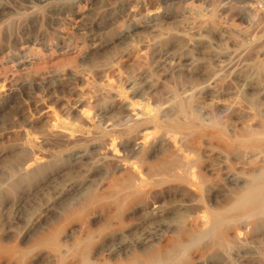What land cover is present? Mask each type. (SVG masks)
<instances>
[{
  "label": "rangeland",
  "instance_id": "1",
  "mask_svg": "<svg viewBox=\"0 0 264 264\" xmlns=\"http://www.w3.org/2000/svg\"><path fill=\"white\" fill-rule=\"evenodd\" d=\"M5 1L0 264H137L136 229L179 208L199 224L223 221L194 248L226 253L213 264H264V210L242 216L252 190L264 199V0ZM130 17L139 27L121 43ZM146 80L156 87L142 99L129 83ZM118 207L125 217L109 224ZM119 226L135 227L134 244L112 259L104 251ZM161 233L164 245L172 233Z\"/></svg>",
  "mask_w": 264,
  "mask_h": 264
},
{
  "label": "bare ground",
  "instance_id": "2",
  "mask_svg": "<svg viewBox=\"0 0 264 264\" xmlns=\"http://www.w3.org/2000/svg\"><path fill=\"white\" fill-rule=\"evenodd\" d=\"M128 1V0H127ZM130 1V0H129ZM125 2V1H124ZM120 3V2H119ZM123 3V2H122ZM127 3V2H126ZM122 4L120 10H125L126 8L128 9L129 6L131 5V1L128 4ZM13 6L14 4L9 2V1H5V0H0V12H5V11H12L13 12ZM128 6V7H127ZM58 7V6H57ZM126 7V8H125ZM131 8V7H130ZM31 10V9H29ZM62 10V7H58L55 8L53 10L54 14L59 13ZM130 12V11H129ZM177 12V11H176ZM115 13V12H114ZM113 14V13H112ZM132 14V13H130ZM160 13H152L149 14L147 16V18L142 22V26L144 29L149 30L152 28H155V26L157 27V23L158 20L160 18ZM114 15V14H113ZM165 15V14H164ZM82 16V15H81ZM131 19V17H130ZM162 20V19H161ZM137 22V21H136ZM135 22V20L131 19V22H129V25L127 28H125L124 31H122L119 34L118 40L119 42H125L130 36L131 33L137 29L139 27V24H137ZM141 23V22H140ZM92 25V24H91ZM126 27V26H125ZM108 28V27H107ZM136 31V30H135ZM32 44H36V41H32ZM96 43V42H95ZM100 44V43H99ZM110 43H108L107 45H109ZM93 45V44H92ZM111 45V44H110ZM109 47V46H108ZM94 48V47H93ZM102 49V48H101ZM107 49V48H106ZM157 51V50H156ZM21 53V52H20ZM169 54V52H167ZM167 53H165V55L160 56V61L165 65L168 64L169 60L171 58H174L175 56H170V55H166ZM210 53V52H209ZM164 54V53H163ZM13 55V54H12ZM179 58V57H178ZM16 60H18L20 64H23V58L22 57H17ZM174 60V59H173ZM172 60V61H173ZM170 61V63L172 62ZM141 80V79H140ZM143 82V81H142ZM130 86H132V88L135 90V94L142 98L145 99L148 95L149 92H151L152 90L155 89L156 87V83L153 80H146L143 83H139L138 81H131L129 83ZM25 86V84L21 85V88H23ZM127 115V114H126ZM74 147H71V149ZM78 148V147H77ZM70 149V150H71ZM75 150V149H74ZM74 157L76 158H84L86 160L90 159L88 157L85 156V154H83V151L81 150H76L75 152L72 153ZM89 155V154H88ZM95 159V158H94ZM106 158H101L95 161L97 162V170H101L104 162ZM85 162V160H84ZM94 164V163H93ZM96 164V163H95ZM93 166V167H94ZM230 178V177H229ZM231 179V178H230ZM233 180V179H232ZM230 181V180H229ZM54 182V181H53ZM55 183V182H54ZM169 183L168 182H164L162 183ZM161 185V184H159ZM173 185V184H172ZM177 185V184H176ZM175 185V186H176ZM158 185H153L148 187L147 189V194L146 197L147 199L141 203H139V205L136 207V209H142L145 208L149 203H151V199L154 197V194L156 195V188ZM74 187V185L72 183H70L69 185L66 186L65 191H68L70 189H72ZM160 187V186H159ZM165 187V186H164ZM182 187V186H180ZM179 187V192L181 190V188ZM163 188V187H162ZM178 189V188H177ZM63 190V189H62ZM73 190V189H72ZM183 192L186 191L189 195L193 194L190 190L183 188L182 189ZM256 190V189H255ZM64 191V190H63ZM133 191V190H132ZM131 194L127 197V198H131L132 196L135 195V193ZM163 191V190H162ZM165 191V190H164ZM168 191V190H167ZM178 191V190H177ZM257 191V190H256ZM69 192V191H68ZM161 192V191H160ZM255 191H251L249 194V205H247V207L243 210V217H254L256 216L258 213H260L261 211L263 212L264 210V199L260 198V197H256L255 198ZM65 195V194H64ZM264 196V195H263ZM181 198V197H180ZM242 199V198H241ZM239 200L238 205H240L242 202H244L242 200ZM158 200V199H157ZM190 203V202H189ZM188 203V205H189ZM157 205V204H156ZM180 205V204H179ZM184 205V204H183ZM187 205V204H186ZM185 205V206H186ZM193 205V204H192ZM151 206V205H150ZM191 206V204H190ZM189 206V207H190ZM49 207V206H48ZM149 207V206H148ZM154 207V206H153ZM157 207V206H156ZM159 207V206H158ZM173 207V206H172ZM180 207V206H179ZM152 208V207H151ZM155 208V207H154ZM161 208V207H160ZM166 208V207H165ZM164 208V209H165ZM177 208V207H176ZM175 208V209H176ZM182 208V206H181ZM186 208V207H185ZM232 208V207H231ZM148 209V208H146ZM159 209V208H158ZM153 210H156L153 209ZM153 210H150L151 212ZM160 210V209H159ZM189 210V209H188ZM187 211H184L182 209H176L173 210L172 214V218L170 219V221H166L165 220H159V218L156 220L159 224V228H154L152 227L153 224L155 223H151L148 224L144 223V225L140 226L139 229H136L138 231L139 237L136 240V244L135 245H139V249L137 251V264H178L179 263V258H185L187 256H191L192 260H193V264H213L212 263V258L215 255H219V258L221 259L222 255L225 253L223 252L222 255H220L218 252H214L216 254L211 255V248H207L206 246H204V248L202 249H197L194 250L195 246L198 245L200 243L203 242V240H205L206 238L209 237H214L215 235L218 234V232L220 231V226L222 225L223 221L219 220V219H215V221L210 222V220H208L206 223L203 224H199L197 217L190 215ZM158 211V210H157ZM157 211H155L157 213ZM172 211V210H171ZM229 211V210H228ZM232 211V209H231ZM229 211V212H231ZM121 207H118L117 211L114 213V216L109 218V224L112 223V221H114L116 218L120 217L122 218V216H124L125 214H121ZM145 212V211H144ZM163 212V211H162ZM225 212V211H224ZM228 212V213H229ZM140 213V212H139ZM161 213V212H160ZM158 212L157 215H162ZM192 213V210H191ZM226 213V212H225ZM137 214V213H136ZM154 214V213H153ZM219 214V213H218ZM223 214V213H222ZM101 215V214H99ZM98 216V214H97ZM96 216V217H97ZM158 216V217H160ZM171 216V215H170ZM213 216H215L213 214ZM94 217V216H93ZM125 217V216H124ZM135 217V216H134ZM35 218V217H34ZM163 218V217H162ZM210 218V217H209ZM223 218V217H222ZM97 219V218H96ZM213 220V218H212ZM227 220V219H226ZM96 221V220H95ZM124 221V220H123ZM152 221V220H151ZM184 222H189V228L187 227L185 230L182 227V224ZM228 222V221H227ZM31 223V222H30ZM37 223V222H36ZM131 223V222H130ZM34 224V223H33ZM107 224V228L109 227ZM126 224V223H125ZM128 224V223H127ZM140 224V223H139ZM138 224V225H139ZM135 225V224H134ZM133 225V226H134ZM141 225V224H140ZM133 226H119L118 229H115V231L107 237V239H110V243H112L113 245H111V247H108L104 253L109 256L112 259L116 254H121L122 252H129V250L131 249V245L134 244L133 243H129L128 239H126V234L128 233L129 230L134 229L132 228ZM155 227H157L155 225ZM30 228V227H29ZM28 228V229H29ZM164 228V229H163ZM32 229V228H31ZM164 230L172 233V237L165 241L166 243L164 245H160L161 242H163V240L165 239V236L163 235ZM25 232V231H24ZM135 232V231H133ZM30 233V231H29ZM169 233V234H170ZM25 234V233H24ZM166 235V234H165ZM168 235V234H167ZM27 236V235H26ZM28 238V237H27ZM220 238V237H219ZM26 239V238H25ZM106 239V238H105ZM221 239V238H220ZM27 240V239H26ZM218 241V240H217ZM211 242V240H210ZM209 242L208 245H211ZM205 243V241H204ZM203 245H206L204 244ZM214 244V243H213ZM202 246V245H201ZM216 246V245H215ZM217 246H220V243H217ZM106 247V246H105ZM206 247V248H205ZM102 249V248H101ZM194 250V251H193ZM218 250V249H216ZM213 251V249H212ZM220 251V250H219ZM104 254V256H105ZM133 253H131L132 255ZM226 254V253H225ZM53 257V255H51ZM226 256V255H225ZM236 257L239 259H243L244 257L241 256V252H238L236 254ZM236 258V259H237ZM215 260V259H214ZM134 262V263H136ZM83 264V263H82ZM220 264V263H219ZM224 264H227L224 262Z\"/></svg>",
  "mask_w": 264,
  "mask_h": 264
}]
</instances>
